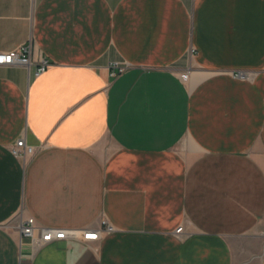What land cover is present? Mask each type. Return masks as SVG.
<instances>
[{"label": "crops", "instance_id": "0c3cea01", "mask_svg": "<svg viewBox=\"0 0 264 264\" xmlns=\"http://www.w3.org/2000/svg\"><path fill=\"white\" fill-rule=\"evenodd\" d=\"M23 45L0 65V264H264V0H0V51ZM27 217L112 229L32 246Z\"/></svg>", "mask_w": 264, "mask_h": 264}, {"label": "built area", "instance_id": "2783aa9c", "mask_svg": "<svg viewBox=\"0 0 264 264\" xmlns=\"http://www.w3.org/2000/svg\"><path fill=\"white\" fill-rule=\"evenodd\" d=\"M194 48H190V52H194ZM31 62V51L29 45H23L16 49H11L8 51H0V65H29ZM50 65L49 60L46 57H41L38 61L35 69V73L39 74L44 71ZM125 64L119 62H111L109 65L110 76L115 77L125 70ZM235 76L243 77L244 73L242 71L234 72ZM186 76H183L185 79ZM11 151L15 155H26L34 152L32 146L27 145L23 138H18L14 145L11 147ZM112 227L107 224L105 219L102 220V226L98 229L92 230H82V229H64L55 228L49 226L37 225L33 217H27L21 225V233L27 237L32 246H40L44 243L63 239L67 236H77L81 235L84 241L96 240L100 237L103 231L111 230ZM182 230V226H178L176 231ZM24 264H33V252L25 256Z\"/></svg>", "mask_w": 264, "mask_h": 264}]
</instances>
